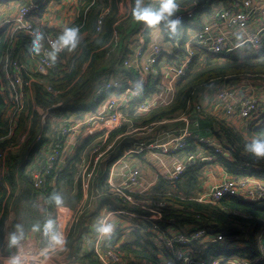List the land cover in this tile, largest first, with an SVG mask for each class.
<instances>
[{
    "label": "trees",
    "instance_id": "1",
    "mask_svg": "<svg viewBox=\"0 0 264 264\" xmlns=\"http://www.w3.org/2000/svg\"><path fill=\"white\" fill-rule=\"evenodd\" d=\"M190 1L193 0H177V3L180 5ZM227 1L230 0H210V2L215 3ZM120 2L121 0H82L75 19L69 26H78L80 34H84V37L68 61L59 64L62 68V75L57 78H48L52 87L60 90V92L57 96L52 97L44 91L43 87L34 82L33 95L36 105L47 107L57 104L58 106L52 108L51 112L67 114V111L74 108L75 101L86 92L90 85L106 76V71L113 74L119 72L115 66L121 65L118 64L121 62L119 55L125 52L123 42L127 33L130 32L129 29L125 28L126 19L121 21L119 25L116 24L118 18L121 17ZM101 14L103 15L102 23L97 31L96 22ZM56 34L59 35L60 33L56 31ZM8 46L9 42L0 37V60ZM61 58H63L62 55ZM242 75L264 76V48L243 59H237L230 54L221 55L208 52L203 54L194 50L190 65L182 79L177 82L173 97L168 103L157 104L145 113H134L131 110L130 113L126 114L128 124L125 123L110 130L104 143H101L99 139V137L102 138L100 132L97 138L87 137L82 146L89 145L88 143L93 140H99V143L95 142L94 146L98 145L99 150H102L113 139L118 140L117 136L125 133L130 127L137 128L156 121L171 119L179 113L190 114L193 117L197 116L200 122L204 124L205 133L208 135L211 133L214 140L223 145L222 148L228 151L230 159L225 158L206 143H201L193 138L190 139L196 141L201 149L206 150L207 154L210 153L215 156L212 162H217L225 167L230 174L245 175L246 167L238 165L239 162L251 157L244 152V143L253 136L264 137V119L259 124L254 125L255 123L252 122L244 128L234 121L229 122L217 114L207 112L206 108L194 112L191 105L198 93L207 88L212 81ZM35 76L47 80L41 75ZM7 86V80L0 74V169L3 165L2 158L5 150H11L6 155L5 171L1 173L0 170V246L3 245L4 224L9 214V208L16 198L20 184H32L33 186L31 175L24 172V166H19V162L23 160L25 155V160L27 159V153L31 148L30 151H38L42 145L49 142V138L45 135L40 140L35 141L36 136L41 134L43 127L41 126L40 115L31 103L23 98L19 104V111L13 114L19 101L15 103L12 97V99L8 97L9 88ZM137 102L139 100H133L131 104L135 106ZM90 107L91 105H88L85 108ZM24 132L26 135L23 137ZM246 133L247 135H245ZM136 136L138 135L131 136L133 140L130 139L129 135L121 137V140L114 146L128 145L127 141L138 142L141 137ZM187 149L189 153L196 154L192 147ZM206 163L208 162L199 161L189 165L181 176L174 181L159 177L157 183L146 192L126 191L133 200L141 202L137 205H130L131 209L147 216L153 212L159 214L160 218L156 222L162 229L160 230L164 237L169 236L168 228L177 231L178 227L189 226L190 229L192 227L202 228L207 234L221 233L227 238H232L233 242L238 243L239 241L243 246L240 249H225V246L219 241H213L201 253L203 260H205V263L201 264H213L216 258H225L228 255H238L237 257L249 261L260 257L264 253V235L261 239L262 247L261 245L259 247L256 238L257 232L262 227L264 228V204L246 201L236 196H223L215 202L197 199L194 192L200 171ZM76 164V161H72L71 164H65L57 172L52 171L45 177L46 189L42 195L49 205L53 206L49 202V196L57 191L63 194L64 200L68 201L70 205L80 199L82 193L81 179L77 174L78 167ZM99 166V171L103 170L104 172V168ZM96 189L104 196L112 198L114 195L103 181L97 184ZM74 190V194L71 195L70 192ZM36 211L39 213L38 210ZM147 225L150 227V223L146 221L137 224L131 232L132 240L120 243L117 250L149 264H196V258L188 261L176 260L174 263L162 261L158 257L160 251H162V256L167 255L168 258L173 259L175 257L170 253L167 254L163 247L159 248L157 240L151 239L150 236L154 233L151 230L145 231L146 227L149 228ZM155 236L163 241L162 238ZM227 238L225 239L228 241ZM80 259L91 264H99L97 254L93 251L82 253ZM261 259L260 264H264V255L261 256ZM220 264L225 263L223 261Z\"/></svg>",
    "mask_w": 264,
    "mask_h": 264
},
{
    "label": "built area",
    "instance_id": "2",
    "mask_svg": "<svg viewBox=\"0 0 264 264\" xmlns=\"http://www.w3.org/2000/svg\"><path fill=\"white\" fill-rule=\"evenodd\" d=\"M12 1H15L14 15L12 13L11 15L0 16V37L5 36L6 33H10L8 37V42L10 45L5 52L4 59L1 61L0 74L8 82V97H12L15 100V103H17L16 101H19L15 106V112H13V114H15L20 109L19 104H21L23 99V89L28 87L30 88L31 83L33 82H36L38 83V85L43 87L44 91L50 96L55 97L58 95L60 90L54 89L51 83L48 81V78H57L62 75V68L59 64H63L61 55L64 51L58 54L55 64H50L44 53L47 50H50V44L48 43V41L55 40L59 35L56 33L54 34L45 29L43 26L36 25L31 21L30 17L32 13L38 11L43 1L45 0ZM2 2L3 0H0V13L5 12V8L2 5ZM63 2L64 0H57L58 4H64ZM123 3L124 6H122ZM146 5L153 8L158 6L156 4V1L154 0H148L146 2ZM120 6L121 9L124 10L125 0H121ZM250 6V0H236L233 2L227 1L225 3H215L210 2V0H193L185 4H180L177 14L181 18L182 23L178 27L177 32L174 35H169L165 29H163L162 27H157L158 29H160V33L164 35L163 36L161 34L163 38H167V36L171 38L169 46L164 45L160 41H154L147 45L148 41H146L144 37L143 27L145 23L141 22L142 25L140 27L143 28H141L140 31H138L136 34L134 32L127 34L123 42L125 52L119 55L121 62H118V64H121V66L127 67V69L133 71V74H136L135 79L132 81H142L140 89H135L132 81H127L120 77H115L114 75H107L102 77L98 81L92 93V96L94 95L95 97L99 98L98 100L104 101V113L99 115H97V113H93L91 116H89L88 125L93 127L97 124H101L103 128H105L102 131L101 136L107 138L110 130L117 126L125 124L122 123V120H125L126 124H128L126 114L130 113L131 110H133L134 113H145L157 104L168 103L173 97L177 82L182 79V77L186 73L187 68L190 65L191 59L194 55V50H198L203 54L207 52L221 55L230 54L237 59L249 57L250 55L260 51V49L264 48V3L254 9L256 25L255 28L249 29L248 10ZM124 12H126V15L124 17H120L121 21L125 20V18L129 14V12H127L126 10H124ZM198 12H206L201 16L204 19H197L200 16ZM102 18L103 15L101 14L97 19V31L100 29ZM195 21L199 23L198 27H194ZM33 30H40L44 32L45 42L44 49L42 50L40 55L29 54V56L34 60L32 71L30 72L29 66L19 61L11 53L13 51V45L18 42L16 37H23L24 42H22V47L28 48ZM185 32L186 39L182 41L183 33ZM134 35L136 36L134 46L130 48L129 41L127 39ZM164 55L173 57L175 62H166L162 59ZM34 74L41 75L47 80L36 78ZM254 77H256V79L247 82L246 86L242 88L236 84L229 83L227 78H221L212 81V83L208 85L209 90L211 89L210 93L205 96L201 91L191 102V105L194 108V112L202 110L204 108V104L206 103L209 110L215 111L225 120L229 122L234 121L242 125L244 128L249 126L252 122L255 123L254 125L259 124L264 119V104L260 112H257L255 100L251 97L257 95L253 93H244V90L246 88L252 89L256 86L264 85V76ZM149 78L152 79L151 85L153 86L154 91L161 94V99L158 101L147 99V97L149 96L147 95L148 90L150 89V82L148 83ZM155 92L151 91L150 93L152 94ZM260 97L264 98V96ZM133 100H139V102H137V104L134 106L131 104ZM93 101L95 102L97 100L92 99V102ZM57 106V104H52L47 107H40L38 105L34 106L35 111H37L40 115V122L41 126L43 127L41 134H38L36 136L35 141L40 140L45 130H48V126L50 123L49 121L55 122L54 119L60 120L58 129H55L51 132L54 133V135L51 136L49 142L45 144L47 145V147L44 150V157L40 161V164H38L37 167H35V169L31 172L33 188L35 189L36 193V196L34 198L42 208V214L40 215L41 223L48 216H53L57 219V216L51 210L53 209V207L49 205L47 200L44 199L42 195L46 189L45 177L52 171L57 172L62 168L57 163L61 156L62 146L67 143V137L73 130V127L71 125H68L73 120V117L69 115L73 111H67V114L52 113L51 109ZM74 106L82 107L83 103H78L76 105L74 104ZM235 111H238V113L236 114ZM122 114H124V116H122ZM189 115L190 114H182V117L187 118V116ZM164 121H166V119L153 122L144 127H130L129 130H127L123 134L118 135L117 138L125 137L127 135H139L143 128H153L162 124ZM108 128H110V130ZM180 132L181 134L177 138H175L172 143L168 144L170 146L162 149L163 153H181L188 146L187 139L195 137V135H192L191 131H189V129L185 127L181 128ZM166 134H170L171 136V133ZM197 140L201 143H206L208 146H212L216 152H223L224 154H221L225 158H230L228 151L220 147L223 145L215 142L213 137H197ZM146 142L147 141H141L139 139L138 142H136V144L134 145H136L137 149H140L142 151L149 148V146L144 148L143 145H149ZM222 144H224V142H222ZM98 157L99 155L95 158L92 164L82 163L80 166L81 172L84 175L83 178L80 176V179L85 183L86 186L90 184L89 180L92 179L93 175L101 174L98 169ZM25 158L26 157H24L23 160H25ZM197 158L198 157L196 154H189L180 167L165 175L164 178L170 181L176 180L181 176V174L189 165L197 162ZM251 162L264 163L263 161H258L255 158H253ZM245 166L247 171L254 173L253 168L247 165ZM138 177L139 170L136 168L131 170L125 176L122 183L116 188H113V190L111 191L114 194L112 199H114L115 202L125 208L130 207V205H137L141 203L133 200V198L128 193H126L129 187L134 186L138 183ZM239 177L240 179L238 180L236 179L237 177L224 179L219 185L213 187V189L208 194L204 195V199H202V197H199V200L215 202L216 200L221 199L223 196H236L244 199L243 197L245 194H250L251 197L247 200L257 202L258 204H264V186L262 188L251 187V190L248 192L243 187L244 183L249 184L250 180L256 178L250 174H245L244 176ZM244 177L246 178L242 179ZM97 197L101 198L100 193L96 194V198ZM156 215L158 216L157 219H150L151 217L156 216H147L138 213L135 216L142 219L144 222L146 221L150 223L151 232L153 231L154 234H157L162 229L156 222L160 218V216L159 214ZM79 220L80 213L77 212L73 214L69 222V228L75 226ZM114 226L116 227V225ZM115 227L113 231H115ZM181 232H179L178 234H180ZM64 233L67 236V234L69 233L68 229ZM193 233L198 234L199 237H197V235H191ZM181 234L184 237L185 234L183 235V232ZM168 235L169 236L165 237V240H163V243L164 246L169 250H171V248L173 247L174 253L179 252L174 251L175 247H182L178 242L189 245V241L186 242L184 239L174 240L175 237L170 235V232L168 233ZM187 235L191 239L200 238L202 235L208 238H211V235H217V238L219 239L227 238L218 232L207 234L206 231L202 228L193 230L189 229ZM80 238H82V236H80ZM227 239L229 242L234 243L232 238ZM38 240L39 242L44 243L46 246L45 248H47V245L49 243L48 239L40 232H38ZM258 244L259 247L260 245L262 247L261 242H258ZM104 245L107 246V249L104 250L102 248H99L95 251V253L97 254V258H100L102 264H110L109 261L111 259H113L112 263L115 262L116 264H122L117 259V257L115 258V256L110 253L111 247L108 246V243L104 242ZM75 247L81 251L83 243L80 247L78 245H76ZM241 247H243L242 244L235 248L240 249ZM180 252L181 254L179 255V257H176L181 259L180 261L186 260V253L183 250H180ZM19 254L25 256L27 264H48L42 253ZM262 255H264V253H262ZM261 256L254 260L255 264L259 263L260 260L263 259H261ZM1 257L3 258V256ZM231 257L233 256L225 257L223 259L224 263L232 264L230 263V261H228V259ZM235 257L237 258L235 260H239V264H251V261L249 260L239 258L237 256ZM221 262H218L217 264H220Z\"/></svg>",
    "mask_w": 264,
    "mask_h": 264
},
{
    "label": "crops",
    "instance_id": "3",
    "mask_svg": "<svg viewBox=\"0 0 264 264\" xmlns=\"http://www.w3.org/2000/svg\"><path fill=\"white\" fill-rule=\"evenodd\" d=\"M20 1H37V0H20ZM147 1L148 0H143V3L146 5ZM259 1L264 3V0H259ZM81 2L82 0H64L63 2L64 4H58L57 0H45L43 1L40 9L32 13L30 17L31 21L36 25L43 26L45 29H47L48 31L54 34L56 33V31L61 33L66 26H69V24L74 21ZM133 3L134 0H125L124 10L129 12L128 19L126 20L127 22L125 28L129 29L130 32H128L127 34H130L131 32H134L136 34L138 31L141 30V28L144 27V37L146 41H148L147 45L154 41H160L164 45L169 46L171 38L167 36V38L164 37L165 38L164 39L163 38L164 35L160 33L161 32L160 29H158L157 27L149 28L145 24L143 25V27H140L142 23L137 22L132 18L131 5ZM14 4L15 1L3 0L2 5L5 8V12L0 13V16L11 15L12 13L14 15L15 13ZM204 13L206 12H202V13L198 12L200 16L197 19H201V20L204 19L201 17ZM120 21L121 19L118 18L116 22L118 23L117 25L120 24ZM198 24L199 23L195 21L194 27H198ZM9 35L10 33H6L5 36H3L4 39L8 41ZM135 38L136 36L134 35L127 39L129 41L130 48L134 46ZM16 39L18 40V42L15 45H13V49H12L13 51L11 54H13L14 57H16L19 61L23 62L25 65L27 64L31 72L32 66L34 64V60L29 56L28 48L22 47V42H24V38L16 37ZM185 39H186V32L183 33L182 41H184ZM74 51L72 52V54L74 53ZM63 53L62 56L64 55ZM4 57H5V53L3 58L0 60V64L1 61L4 59ZM162 59L168 63L175 62L174 58L168 55H164ZM115 68H117L119 72L113 74L106 71L105 75L106 76L114 75L115 77H120L127 81H132L136 77V74H133V71L127 69V67L116 65ZM0 70H1V66H0ZM35 75L36 74H34V76ZM35 77L40 78L37 76ZM99 80H96L93 85H90L89 88L86 90V92L79 99L75 101V105L78 103H83L82 107H76L73 104L74 108L68 110V111H74V115L72 116L73 120L71 121V123L68 124L73 127V130L71 134L67 137V143L62 146L61 156L57 164L63 167L65 164L69 165L72 163V161H76L77 162L76 166L78 167L77 174H79V176L83 178L84 175L82 174L80 169L81 164L82 163L92 164L95 158L99 155L97 159L98 166L101 165L104 168V172L100 170L101 174L93 175L92 179L89 180L90 184H88L87 186L81 180L82 193L78 201H75L71 205L70 204L68 205L65 201V206L61 207L58 210L54 205L52 206L53 209L51 210L57 216V221L61 227V230L66 232L68 229L69 233L66 236V245L63 249L53 250L48 252L47 255H44L45 260L47 261L48 264H91L88 261L80 259L82 253L90 252V251L95 252L99 248L105 250L107 249V246L104 245V242H107L109 247L116 248L113 249L115 253H112V255H114L115 258L116 257L122 258L124 254H122L121 251L117 250L119 249V246H117L116 243L122 242L120 237L124 238L127 235L132 236L131 232L133 231V228L137 224L145 223L142 219L135 216L138 213L137 211L131 209V207L128 208L122 207L120 204L115 202L114 199L106 195L104 196L101 192H99L96 189L97 184H100L103 181L105 182V184L108 185L109 191H112L113 188H116L122 183L125 176L131 170L136 168L139 170L138 183L134 186L129 187V189L127 190L133 193H143L148 191L150 188H152L159 180V177H164L165 175L169 174L170 172L177 169L183 164L187 156L191 154L188 152L187 148L192 147L193 151L195 149L196 155L198 157L197 162L204 161L205 159L202 158H206L208 155H211L210 153L207 154L206 150L201 149L200 146L196 143V141L190 138L187 140L188 146L185 148V150L181 153H175V155H171V157H167L169 155L162 152L163 148H166L167 146L170 145H151L157 142L158 140H161L162 144L172 143L174 139L181 134L180 129L183 127L189 129L192 135H195V137H191L193 139L197 140V137H206V136L213 137L211 133L208 135L207 133L204 132L205 126L204 124H202V122H200L197 116L193 117L192 115H189L187 116V118H183L181 116V113L177 114L171 119H166V121L158 125V127L161 126V129L163 128L162 126L165 124L168 126H166L165 129L159 133L160 134L159 139H156L159 136V134L157 135L154 134L152 137L148 138L146 143L149 145H143V146L144 148L149 146V148L147 149L143 148L144 150L142 151L136 148V145H134L136 144V142L132 143L127 141V139H125V141L129 143L128 145H121L119 147H116L114 145H107L102 150H99L98 145L95 146L92 145L95 144L96 140L89 142L88 143L89 145L82 146L84 140L87 137H91L92 135L98 133L102 127L101 124H97L93 127L88 125L89 116H91L93 113H97V115L104 113L103 105L99 108L98 111H96L98 106L95 105L94 101L93 102L90 101L92 97V93L98 83L97 81ZM149 82H150L149 85L150 89L148 90L147 95L149 96L147 97V99H151L155 101L160 100L161 94L154 91V88L151 85L152 84L151 78H149L148 83ZM33 83H31L30 88L28 87L23 89V98L28 103H31V105L34 108L36 103L33 95ZM8 87L9 85L7 86V88ZM210 90L208 86L207 88L203 89L202 93L206 96L210 93ZM151 91L155 93L151 94L150 93ZM244 93L245 94L253 93L257 96H264V85L256 86L255 88L252 89L246 88L244 90ZM88 105H91V107L88 109L85 108ZM93 106H96L94 110H92ZM204 108H206V111L209 113L218 114L215 111L209 110V108H207L206 103L204 104ZM54 121L57 122V125L55 122L49 121L50 123L47 130V135L49 134V140H50V136L54 135V133L51 132L55 129H58L60 124V120L54 119ZM166 133H171V136L165 138L168 135ZM25 135L26 133L24 132L23 137ZM131 136L130 139H132ZM46 147L47 145H42L38 151H33V150L30 151L32 149L31 148L27 153V159L25 161L22 160L19 162V166L21 167L24 166L25 173L27 174L29 173L31 175V172L35 169V167H37V165L40 164V161L44 157V150L46 149ZM10 151L11 150L9 151L5 150L4 156L2 158L3 165L1 166L0 169L1 173L5 171V166L7 163L6 155L7 152ZM24 157H26V155ZM252 159L253 157H250L249 159H246L241 162H251ZM260 161L264 162V160H260ZM22 162L24 163L21 164ZM210 162L206 163V165L203 166V168L200 171L199 180L194 192V196L197 199L198 197H202V199H204L205 198L204 195L208 194L213 189L211 188L212 186L216 185V183H221L225 178L229 176L231 177L233 175L230 174L225 169V167L219 165L217 162L216 163L215 162L210 163ZM254 176H260V175H254ZM261 179L264 180L263 177ZM202 183H205V185L203 186ZM74 192L75 190L73 192H70V194L72 195L74 194ZM98 192L100 193L101 198L100 197L96 198V194H99ZM35 196L36 193L32 184H20L19 191L16 194L15 200L11 204L12 208L11 206L9 208V214L4 224L3 245L0 246V261L15 253L39 254L42 253L43 250L45 249V247H43V244L40 243L38 240V232L31 231V225L38 221L40 222V215L42 214V208L35 201L34 198ZM36 210H38L39 213H37ZM77 212L80 213V220L76 223V225L73 228L71 227L69 228L70 219L73 216V214ZM105 217L108 220H110L114 225H116V227H115V231H113L110 234V236L100 237L98 236L95 230V225L101 218H105ZM17 226H19V228ZM178 228L183 230L181 227ZM20 230L23 231V238L20 240L19 244L16 247L7 248L8 234L13 231H17V233L19 234ZM74 232L76 234L72 235L71 233ZM80 236H82V238H80ZM130 239L132 240V238ZM81 241H83V247L80 251L75 246L78 245L80 247L82 245ZM1 256H3V258ZM97 260L99 261L100 264H102V261L100 260L99 257L97 258Z\"/></svg>",
    "mask_w": 264,
    "mask_h": 264
},
{
    "label": "clouds",
    "instance_id": "4",
    "mask_svg": "<svg viewBox=\"0 0 264 264\" xmlns=\"http://www.w3.org/2000/svg\"><path fill=\"white\" fill-rule=\"evenodd\" d=\"M179 5L177 0H159L157 7L145 5L143 0H134L131 5V16L137 22H144L149 28L162 27L169 35H174L182 21L178 13ZM80 30L78 26H66L55 40H49L50 50L44 54L50 64H55L58 54L62 51H74L80 44ZM45 34L40 30H33L30 37V44L28 45V52L30 55H40L44 49ZM135 89L139 90L142 81H132ZM244 152L254 157L257 160H264V137L253 136L247 139L244 143ZM49 202L53 204L56 209L65 206L64 196L60 192H54L49 196ZM19 228V226H17ZM114 225L105 217L101 218L95 225V230L100 237H108L114 230ZM32 232H40L48 239V247L42 252L47 255L48 252L63 249L66 245V235L61 230L58 221L53 216H48L43 222H36L31 225ZM23 238V231L20 230L10 232L8 234L9 248L16 247ZM238 256V255H229ZM259 258V256L257 257ZM256 259V258H255ZM254 259V260H255ZM254 260L251 264H255ZM256 263V264H260ZM0 264H27L24 255L19 253L12 254L2 261Z\"/></svg>",
    "mask_w": 264,
    "mask_h": 264
},
{
    "label": "rangeland",
    "instance_id": "5",
    "mask_svg": "<svg viewBox=\"0 0 264 264\" xmlns=\"http://www.w3.org/2000/svg\"><path fill=\"white\" fill-rule=\"evenodd\" d=\"M233 1H236V0H230L229 2H233ZM156 4L158 5L159 4V0H156ZM261 4H263V2H260L259 0H250V8H249V10H248V16H249V18H248V28L250 29V28H255V25H256V21H255V14H254V9L256 8V7H258L259 5H261ZM122 6H124V3H123V5ZM126 15V12H124V10L122 9L121 10V12H120V16L121 17H124ZM126 20L128 19V16L125 18ZM80 37H81V39L84 37V34H82V35H80ZM1 38L2 39H4L3 38V36H1ZM77 49V48H76ZM73 52V51H72ZM72 52H69V51H64V55H63V63H65V62H67L68 61V58L71 56V54H72ZM253 79H256V77H254V75L253 76H250V75H242V76H237V77H230V78H227V80H228V82L229 83H233V84H236V85H238V86H240L241 88L242 87H245L246 86V83L247 82H250L251 80H253ZM254 100H255V104H256V111L257 112H260V110L262 109V107H263V104H264V98H262V97H260V96H251ZM92 99H94V100H97V101H95V105H97L98 107H97V109H96V111H98L99 110V108L104 104V101H100V100H98L99 98H97V97H95L94 95L92 96V98H91V102H92ZM96 108V106H93L92 107V110H94ZM235 113L237 114L238 113V111H235ZM70 116H73L74 115V111L72 112V113H70L69 114ZM219 117H222L221 115H219V114H217ZM122 116H124V114H122ZM181 116H182V114H181ZM227 119H229V118H227ZM56 123V125H57V122H55ZM122 123H126V121L125 120H122ZM121 123V124H122ZM146 126V125H145ZM166 126H168V125H163L162 127V129H161V126L160 127H158V126H156V127H153V128H151V127H147V128H143L142 130H141V133H139V137H141L140 138V140L141 141H147V139L148 138H150V137H152L154 134L155 135H157V134H159L162 130H164L165 129V127ZM140 127H144V126H140ZM158 127V128H157ZM105 128H103V126L101 127V129L99 130V132L98 133H100L101 132V134H102V131L104 130ZM109 130H110V128H108ZM98 133H96V134H94V135H92V137H94V138H97L98 137ZM43 135H45V136H47L48 138H49V134L47 135V130H45V132L43 133ZM245 135H247V133L245 134ZM170 135H167L165 138H168ZM51 137V136H50ZM159 137H160V134H159V136L156 138V139H159ZM248 137V136H247ZM99 139H100V141H101V143H104L105 141H106V139L107 138H104V137H99ZM164 139V138H163ZM162 139V140H163ZM121 140V138H118V140H112L108 145H117V142H119ZM97 144L99 143V140H96L95 141ZM170 144V143H169ZM94 145V144H93ZM153 145H168V144H162V142H161V140H158L157 142H155V143H153ZM210 147H212V146H210ZM220 147H223V146H220ZM222 154H224L223 152H221ZM169 156H167V157H171V155H175V154H168ZM166 157V158H167ZM214 157L215 156H211V155H208L206 158H202V159H205L204 161H208V162H210V161H213L214 160ZM254 158V157H253ZM213 159V160H212ZM228 159H230V158H228ZM258 161H260V160H258ZM210 163H214V162H210ZM238 165H247V166H250L251 168H253V170H254V173H251V172H249V171H247V169H246V174H254V175H260V176H262L263 178H264V163H256V162H239L238 163ZM212 174H213V172H212ZM235 175V174H234ZM254 175H252L253 177H255L256 179H253V180H250V183L249 184H245L244 183V189H246L248 192L251 190V187H257V188H262L263 186H264V180L263 179H261L262 177H260V176H254ZM239 176H244V175H236V176H229V177H227V178H235V177H237L236 179L238 180V179H240V177ZM227 178H225V179H227ZM246 177H244V178H242V179H245ZM205 180V179H204ZM203 184V186L205 185V183H202ZM220 183H216V185H214V186H212L211 188H213V187H215V186H217V185H219ZM253 185H256V186H253ZM198 197V196H197ZM250 197H251V195L250 194H245L244 195V200H246V201H250V200H247V199H250ZM198 199H199V197H198ZM68 205H69V203H68V201L66 202ZM72 204V203H71ZM149 216H156V217H151L150 219H157L158 218V216L155 214V212H153L152 214H150ZM144 226V225H143ZM148 226V225H147ZM149 227V226H148ZM189 226H187V227H182V232H183V235H184V237L182 236V232H181V229H178L177 231L175 230V229H171V228H168L167 230L168 231H170V235H172L173 237H175V239L174 240H180V239H184L186 242L187 241H189V245H187V244H182L181 242H178V243H180L181 244V246L182 247H175V249H174V251H179L178 253H174L173 252V247L171 248V250H169L168 248H166L165 246H164V243H163V241H161V239H159V238H157L155 235H157L158 237H160V238H162L163 240H165V237H164V235H163V233L161 232V231H159L157 234H152L150 237H151V239H153V240H157L158 242V246H159V248H164V250L167 252V254H171V255H173L174 257H175V259H173V258H168L167 257V255H164V256H162V251H160L159 252V258L162 260V261H164V262H166V263H174V261H176V260H178V261H180L181 259H179V258H177V257H179V255L181 254V252H180V250H183L185 253H186V260H184V261H188V260H190V259H193V258H196V264H201V263H205V260H203V257L201 256V253L203 252V250L205 249V247H207L211 242H213V241H219L223 246H225V249H234L235 247H238V246H240L241 245V243L240 242H234V243H231V242H229V241H227L225 238H223V239H219V238H217V235H211V238H208V237H206V236H204V235H202L200 238H195V239H191V238H189L188 237V231H189V229L190 228H188ZM150 228L151 227H149L148 229H147V227H146V230L145 231H148V230H150ZM143 229V228H142ZM192 230L193 229H197V228H195V227H192L191 228ZM153 232V231H152ZM179 232H181L180 234H178ZM142 233H144V232H142ZM154 233V232H153ZM197 233V232H196ZM196 233H193V234H191V235H197V237H199L198 236V234H196ZM263 235H264V228L262 227L258 232H257V242H261V239H262V237H263ZM124 236V235H123ZM155 236V237H154ZM182 236V237H181ZM133 236H131V235H127V236H125L124 238H122V237H120V239L122 240V242H120V243H123L124 241H126V240H131L130 238H132ZM82 243H83V241H81ZM41 243V242H40ZM120 243H116L117 244V246L118 245H120ZM262 243V242H261ZM43 244V247H46L45 246V244L44 243H42ZM162 245V246H161ZM161 246V247H160ZM47 247H48V245H47ZM113 249H116L115 247H112L111 248V254L112 253H115L114 251H113ZM122 254H124L123 256H122V258H117L122 264H128V263H130V262H133V263H135V264H149L148 262H144L143 260H138V259H135L134 257H132L131 255H126L124 252H122ZM177 256V257H176ZM227 257H229V255L227 256ZM223 259L224 258H222V257H218V258H216L215 259V261L213 262V264H217L218 262H221V261H223ZM235 259H237L235 256H233V257H231V258H229L228 259V261H230V263H232V264H239V260H235ZM112 260L113 259H111L109 262H110V264H116L115 262H113L112 263ZM130 264H132V263H130Z\"/></svg>",
    "mask_w": 264,
    "mask_h": 264
},
{
    "label": "water",
    "instance_id": "6",
    "mask_svg": "<svg viewBox=\"0 0 264 264\" xmlns=\"http://www.w3.org/2000/svg\"><path fill=\"white\" fill-rule=\"evenodd\" d=\"M11 208H12V206H11ZM7 248H9V246L7 245Z\"/></svg>",
    "mask_w": 264,
    "mask_h": 264
}]
</instances>
